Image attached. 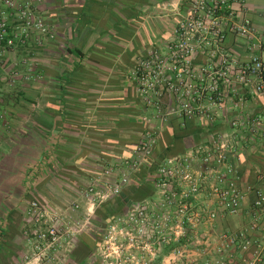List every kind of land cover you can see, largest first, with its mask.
Instances as JSON below:
<instances>
[{
  "label": "built area",
  "instance_id": "1",
  "mask_svg": "<svg viewBox=\"0 0 264 264\" xmlns=\"http://www.w3.org/2000/svg\"><path fill=\"white\" fill-rule=\"evenodd\" d=\"M242 2L194 0L171 40L137 59L130 72L144 109L137 146L71 201L29 202L20 264H66L96 209L121 196L149 160L152 194L112 217L96 249L99 264H264V174L244 188L235 165L245 144L264 139V114L236 116L227 131L183 154H156L158 124L177 117L212 125L225 100L240 108L247 93L264 94V59L238 62L222 48L225 27L241 38L252 35L249 20L234 21L233 5ZM41 6L42 0H0V55L54 38ZM199 54L207 56L200 66ZM229 221L236 222L232 229Z\"/></svg>",
  "mask_w": 264,
  "mask_h": 264
},
{
  "label": "crops",
  "instance_id": "2",
  "mask_svg": "<svg viewBox=\"0 0 264 264\" xmlns=\"http://www.w3.org/2000/svg\"><path fill=\"white\" fill-rule=\"evenodd\" d=\"M193 1L42 0L41 13L54 38L40 48L0 55V97L11 90L29 95V105L19 94L8 102L0 98V264H20L34 194L52 192L60 203L71 201L96 167L129 152L125 146L141 134L144 112L130 72L147 50L171 40ZM233 11L235 22L250 21L252 35L241 38L225 27L223 50L238 62L264 59V0H243ZM206 58L199 54L195 63L200 66ZM20 61L29 62L32 80L14 85L13 76L26 70ZM137 114L139 123L134 122ZM215 114L212 126L192 120L189 137L177 143L173 131L183 128L184 119L158 124L160 152L183 154L213 133L227 131L236 116L263 115L264 94L247 93L240 108L227 99ZM239 158L235 165L245 188L264 174V139L245 144ZM92 226L101 229L102 220Z\"/></svg>",
  "mask_w": 264,
  "mask_h": 264
},
{
  "label": "trees",
  "instance_id": "3",
  "mask_svg": "<svg viewBox=\"0 0 264 264\" xmlns=\"http://www.w3.org/2000/svg\"><path fill=\"white\" fill-rule=\"evenodd\" d=\"M24 50H21V52ZM21 65L23 67H25V73L22 74L21 76H19L20 78L14 79L13 84L15 85L17 82L20 81V83H28L30 82L31 79V71H29L30 66H29V62L25 61L24 63L21 62ZM13 85V86H14ZM22 90V88H21ZM20 95L21 97L24 98V102L26 103V105H29V99L27 94L20 92V93H16L15 90H12L9 94H6V96H4L3 98L0 97L2 99V102H5L7 100V102L9 101V98H13L16 97V95ZM8 105V103H7ZM143 110V109H142ZM143 113V112H142ZM141 113V114H142ZM139 114V112H138ZM137 114V118L134 119L135 123H139V115ZM142 116V115H141ZM192 120H184L183 122V128L179 127L180 130H174L173 131V137H172V141H174L173 143H177L180 141H183V139H185L186 137H189V135L186 133L187 129L192 128V123H190ZM140 126H141V130L140 133H142L143 129H144V124H142L141 119H140ZM210 125V124H209ZM213 125V124H212ZM211 125V126H212ZM213 134H216L213 133ZM212 134V135H213ZM139 142V137L138 138H134L132 139L131 144L126 145L125 147L128 148V151H132L138 144ZM129 152H126L123 156L120 157L119 160L117 161H122L124 159H127L130 157ZM156 154L158 155V157L162 158L165 156H173L171 154V151H161L157 150ZM41 162L44 164L47 160L46 154H45V150L43 151V153H41ZM115 161H113L112 163H114ZM111 163V164H112ZM145 166L142 167L134 176V178L131 180V183L129 185V187L126 188V190L123 191V193L121 194V196H119L118 198H116L113 202H109L107 204H103L101 205L99 208L96 209L94 216L92 217V221H98L100 219V221L102 220V227L101 228H105L110 222L112 217H114L115 215H120L124 212L125 208H127L128 206L132 205L135 202H139L141 201V199L147 198L148 196H150L151 191H152V186L150 182H146V177L152 174L153 171V166L150 163V160L145 162ZM110 163L107 164H101L99 167H96L94 169L95 171V175L93 176H88V181L90 182L93 178H95L97 175L99 176V174L102 172V169H104L105 167L109 166ZM39 190L42 188L41 187V183H39ZM37 188V187H36ZM82 188L84 187H79L78 191H80ZM36 197H33V199H38V195L39 194H34ZM40 196V195H39ZM42 197V196H40ZM99 245V244H98ZM97 245V246H98ZM96 246V248H97Z\"/></svg>",
  "mask_w": 264,
  "mask_h": 264
},
{
  "label": "flooded vegetation",
  "instance_id": "4",
  "mask_svg": "<svg viewBox=\"0 0 264 264\" xmlns=\"http://www.w3.org/2000/svg\"><path fill=\"white\" fill-rule=\"evenodd\" d=\"M100 230L81 234L76 239L66 264H99L95 256V250L100 241L98 234Z\"/></svg>",
  "mask_w": 264,
  "mask_h": 264
},
{
  "label": "rangeland",
  "instance_id": "5",
  "mask_svg": "<svg viewBox=\"0 0 264 264\" xmlns=\"http://www.w3.org/2000/svg\"><path fill=\"white\" fill-rule=\"evenodd\" d=\"M9 90V89H8ZM11 90V89H10ZM12 91V90H11ZM52 194V195H51ZM51 194L49 193L48 194V196H47V193L46 192H44V194H42V196L43 197H45V202L49 205V206H53V205H56V204H60V200L59 199H57L56 197H55V195H53V193L51 192ZM235 221H232V223L231 224H233V225H235L236 224V222L234 223ZM92 221H91V226H90V228H91V230H90V228L87 230V232H92V231H94V230H92ZM104 232V228H101V230L98 232V234H99V236H100V239H101V236H102V233ZM98 247V246H97ZM97 249V248H96ZM95 253H96V250H95ZM98 261V260H97ZM99 262V261H98Z\"/></svg>",
  "mask_w": 264,
  "mask_h": 264
}]
</instances>
